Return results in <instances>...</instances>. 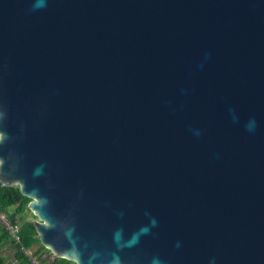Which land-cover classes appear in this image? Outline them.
<instances>
[{"label":"water","instance_id":"1","mask_svg":"<svg viewBox=\"0 0 264 264\" xmlns=\"http://www.w3.org/2000/svg\"><path fill=\"white\" fill-rule=\"evenodd\" d=\"M0 181L77 264H264V0H0Z\"/></svg>","mask_w":264,"mask_h":264},{"label":"trees","instance_id":"2","mask_svg":"<svg viewBox=\"0 0 264 264\" xmlns=\"http://www.w3.org/2000/svg\"><path fill=\"white\" fill-rule=\"evenodd\" d=\"M31 200L30 197L22 193L19 185L4 186L0 181V210L5 211L13 222L21 226V243L15 245L9 232L0 223V264L11 262L15 264V260H19L21 264H32L31 259L21 250V247L34 249V255L45 264H77L75 261L64 257L53 258L51 250L41 243L34 222L37 216L27 207ZM29 213L32 215L30 216ZM12 243L14 245L10 246L12 249L9 252L13 254V258L10 260L11 257H6L3 249Z\"/></svg>","mask_w":264,"mask_h":264},{"label":"built area","instance_id":"3","mask_svg":"<svg viewBox=\"0 0 264 264\" xmlns=\"http://www.w3.org/2000/svg\"><path fill=\"white\" fill-rule=\"evenodd\" d=\"M0 223L9 232L12 242L15 245L20 244L21 243V237H20L21 226H20V224L13 222L10 219V217L8 216V214L3 210H0ZM11 249H12V247H10V245H7V247L3 249V252L10 251ZM21 250H23L26 253V255L29 256L32 264H45V263H42L40 261V259L34 255L33 250L26 249L25 247H21Z\"/></svg>","mask_w":264,"mask_h":264},{"label":"rangeland","instance_id":"4","mask_svg":"<svg viewBox=\"0 0 264 264\" xmlns=\"http://www.w3.org/2000/svg\"><path fill=\"white\" fill-rule=\"evenodd\" d=\"M29 215L31 216L32 215V213H29ZM12 245H14L13 243L10 245V246H12ZM32 250H34V249H32ZM35 251V250H34ZM5 253V256L7 257H11L13 254L11 253V252H9V251H7V252H4ZM16 262V264H18V263H20V261L19 260H15ZM12 264H14V262H11ZM10 263V264H11Z\"/></svg>","mask_w":264,"mask_h":264},{"label":"crops","instance_id":"5","mask_svg":"<svg viewBox=\"0 0 264 264\" xmlns=\"http://www.w3.org/2000/svg\"><path fill=\"white\" fill-rule=\"evenodd\" d=\"M13 256H11L10 260H12ZM10 264V263H9ZM12 264V263H11ZM16 264V263H15ZM18 264H21V263H18Z\"/></svg>","mask_w":264,"mask_h":264}]
</instances>
